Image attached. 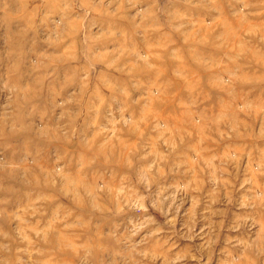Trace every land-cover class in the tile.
I'll return each mask as SVG.
<instances>
[{"label": "rangeland", "instance_id": "rangeland-1", "mask_svg": "<svg viewBox=\"0 0 264 264\" xmlns=\"http://www.w3.org/2000/svg\"><path fill=\"white\" fill-rule=\"evenodd\" d=\"M0 264H264V0H0Z\"/></svg>", "mask_w": 264, "mask_h": 264}]
</instances>
